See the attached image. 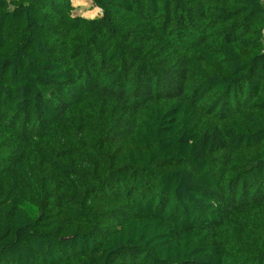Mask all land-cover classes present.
Listing matches in <instances>:
<instances>
[{
	"label": "trees",
	"instance_id": "16d2710c",
	"mask_svg": "<svg viewBox=\"0 0 264 264\" xmlns=\"http://www.w3.org/2000/svg\"><path fill=\"white\" fill-rule=\"evenodd\" d=\"M0 0V264H264L261 0Z\"/></svg>",
	"mask_w": 264,
	"mask_h": 264
},
{
	"label": "rangeland",
	"instance_id": "374dc122",
	"mask_svg": "<svg viewBox=\"0 0 264 264\" xmlns=\"http://www.w3.org/2000/svg\"><path fill=\"white\" fill-rule=\"evenodd\" d=\"M74 13L86 18H94L99 15L93 0H71Z\"/></svg>",
	"mask_w": 264,
	"mask_h": 264
},
{
	"label": "clouds",
	"instance_id": "9594fccd",
	"mask_svg": "<svg viewBox=\"0 0 264 264\" xmlns=\"http://www.w3.org/2000/svg\"><path fill=\"white\" fill-rule=\"evenodd\" d=\"M96 8H97V11L99 12V14H101V15H102V10L99 8V6H98V5L96 6Z\"/></svg>",
	"mask_w": 264,
	"mask_h": 264
},
{
	"label": "built area",
	"instance_id": "2783aa9c",
	"mask_svg": "<svg viewBox=\"0 0 264 264\" xmlns=\"http://www.w3.org/2000/svg\"><path fill=\"white\" fill-rule=\"evenodd\" d=\"M261 1H263V3H264V0H261ZM263 44H264V40H263Z\"/></svg>",
	"mask_w": 264,
	"mask_h": 264
}]
</instances>
